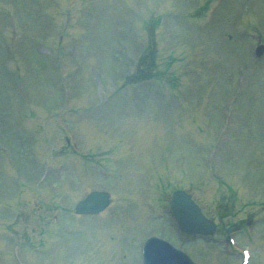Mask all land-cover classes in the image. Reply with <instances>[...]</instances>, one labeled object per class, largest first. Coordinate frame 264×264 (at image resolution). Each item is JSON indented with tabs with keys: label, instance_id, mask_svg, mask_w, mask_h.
Returning a JSON list of instances; mask_svg holds the SVG:
<instances>
[{
	"label": "rangeland",
	"instance_id": "374dc122",
	"mask_svg": "<svg viewBox=\"0 0 264 264\" xmlns=\"http://www.w3.org/2000/svg\"><path fill=\"white\" fill-rule=\"evenodd\" d=\"M259 43L264 0H0V264H141L153 234L211 264L162 208L179 187L229 225L257 219V246ZM95 190L111 207L77 216Z\"/></svg>",
	"mask_w": 264,
	"mask_h": 264
},
{
	"label": "water",
	"instance_id": "95a60500",
	"mask_svg": "<svg viewBox=\"0 0 264 264\" xmlns=\"http://www.w3.org/2000/svg\"><path fill=\"white\" fill-rule=\"evenodd\" d=\"M263 51L264 48L258 49V55H261ZM108 204V194L95 192L80 202L76 211L78 214H97L103 211ZM171 206L181 231L191 235L212 233L214 226L203 217L201 211L186 194L177 192L173 196ZM187 261L188 258L185 255L175 251L162 240L151 239L146 245L145 264H186Z\"/></svg>",
	"mask_w": 264,
	"mask_h": 264
},
{
	"label": "flooded vegetation",
	"instance_id": "af4514ba",
	"mask_svg": "<svg viewBox=\"0 0 264 264\" xmlns=\"http://www.w3.org/2000/svg\"><path fill=\"white\" fill-rule=\"evenodd\" d=\"M246 224L249 225L248 223H246ZM222 226H224V225L222 224ZM225 229H226V227H225ZM241 230H243V229H241L239 226H237L234 229L235 233H237V234H239V232ZM217 232H218V234L214 235L213 237H209L206 239L208 241L209 245H213V246L219 245L220 250L218 249V251H219V253H220V251L222 252V254L220 253L219 258L216 261H214V264H239V263L241 264L242 259H241L240 254L237 251L229 250L228 248L224 249L225 243L229 242V236L225 240H223V237L219 233L220 231H217ZM217 235L219 236V238L216 237ZM248 250L250 252L254 253L253 248L249 247ZM209 263L213 264V261H210Z\"/></svg>",
	"mask_w": 264,
	"mask_h": 264
}]
</instances>
